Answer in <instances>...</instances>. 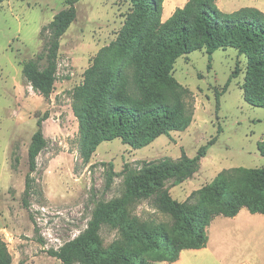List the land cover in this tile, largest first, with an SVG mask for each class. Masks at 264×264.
<instances>
[{"label": "rangeland", "instance_id": "374dc122", "mask_svg": "<svg viewBox=\"0 0 264 264\" xmlns=\"http://www.w3.org/2000/svg\"><path fill=\"white\" fill-rule=\"evenodd\" d=\"M188 1L174 5L168 0L166 10L183 8ZM252 4L256 3L217 0L228 15ZM66 7V0H7L0 6V255L8 254L12 264H60L52 254L86 232L100 204L123 197L127 177L167 159L194 158L214 139L191 178L182 184L169 179L134 205L131 215L138 224L174 230L173 216L160 207L161 193L184 203L223 171L264 167L258 149L264 142V109L244 100L248 60L233 48L216 51L212 62L206 50L177 61L174 77L188 91L184 102L193 110L185 131L163 135L140 150L119 139L104 142L85 162L73 111L76 88L83 85L99 52L117 39L132 4L130 0L78 3L77 20L61 40L55 90L46 100L24 77V64L44 52L41 32ZM237 68L238 77L232 78ZM217 92L222 94L219 102ZM45 116L47 146L38 158L26 203L28 150L38 120ZM240 214L242 219L218 217L208 227L207 248L186 250V256H193L190 264H264V216L246 209ZM100 238L105 249L125 243L120 228L104 226ZM151 260L147 257L150 264H159Z\"/></svg>", "mask_w": 264, "mask_h": 264}, {"label": "trees", "instance_id": "16d2710c", "mask_svg": "<svg viewBox=\"0 0 264 264\" xmlns=\"http://www.w3.org/2000/svg\"><path fill=\"white\" fill-rule=\"evenodd\" d=\"M6 1L0 0V6ZM80 1L66 0L67 7L41 32L44 52L24 64V77L46 100L55 90L61 40L77 20ZM130 2L132 8L117 39L99 52L85 72L83 85L76 88L73 111L85 162L104 142L119 139L140 150L163 135L185 131L192 123L193 110L184 102L188 91L175 79L174 69L179 58L196 51L206 50L211 62L216 51L229 48L246 56L244 100L264 109V12L242 8L228 15L220 10L217 0H189L163 22L165 0ZM239 72L237 68L232 78ZM221 95L216 93L218 102ZM47 119L39 118L28 150L26 203L38 158L47 146L43 126ZM215 143L214 139L203 146L194 158L184 155L179 161L167 159L127 177L123 197L100 204L86 232L52 255L60 264H150L147 257L155 263H175L183 251L207 248V230L215 216L235 218L244 209L264 216V167L223 171L184 203L161 193L160 207L173 216L174 230L140 225L131 215L134 205L165 181L174 179L182 184L191 178ZM258 149L264 158V142ZM15 161L19 162L17 156ZM104 226L120 228L125 243L105 249L100 238ZM0 264H12L11 257L0 255Z\"/></svg>", "mask_w": 264, "mask_h": 264}, {"label": "crops", "instance_id": "0c3cea01", "mask_svg": "<svg viewBox=\"0 0 264 264\" xmlns=\"http://www.w3.org/2000/svg\"><path fill=\"white\" fill-rule=\"evenodd\" d=\"M188 0H171V3L172 4H174V5H178V4H180V3H186ZM167 2H168V0H166V2H165V9H164V14H163V21L165 22V21H167L173 14H174V12L176 11V9L175 8H172V6H171V8H170V10L169 11H167L166 10V5H167ZM251 2H255L256 4H252V5H250V6H247V7H243V8H256V9H259L260 11H262V12H264V2H259V1H257V0H251ZM258 2V3H257ZM242 9V8H241ZM240 10V9H239ZM238 11V10H237ZM236 12V11H235ZM218 217H225V216H223V215H218V216H215L214 218H213V220H212V222H211V225H212V223L218 218ZM226 218H228V217H226ZM235 218H237V219H242V214H239L237 217H235ZM236 219V220H237ZM211 225H210V227H211ZM230 229H233L232 227L230 228ZM208 236H209V232H208ZM188 251H190V250H188ZM189 253L187 252V251H183L182 252V254H181V257H180V260L179 261H177V262H175V263H168V262H163V263H159V264H182V263H184V262H186L187 264H190L191 262H192V258H193V256H190V257H188V256H186V255H188Z\"/></svg>", "mask_w": 264, "mask_h": 264}]
</instances>
